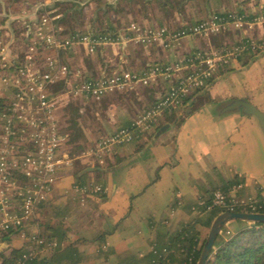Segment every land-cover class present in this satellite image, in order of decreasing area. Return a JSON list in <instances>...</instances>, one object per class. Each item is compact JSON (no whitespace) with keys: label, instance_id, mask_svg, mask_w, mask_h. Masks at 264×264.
I'll use <instances>...</instances> for the list:
<instances>
[{"label":"crops","instance_id":"obj_1","mask_svg":"<svg viewBox=\"0 0 264 264\" xmlns=\"http://www.w3.org/2000/svg\"><path fill=\"white\" fill-rule=\"evenodd\" d=\"M55 1L51 0L50 5L60 13L68 6L69 13L74 12L70 0H62L64 3L58 6ZM78 1H81L77 6L80 15H74L70 25L85 31L93 25H111L124 34L132 22L176 30L209 19L215 13L227 12L242 13L253 23L243 29L229 24L209 37L185 36L168 49L159 43L136 47L114 45L115 51L119 50L118 59H103L98 65L95 62L102 71L110 64L121 66L118 71L142 70L151 63H171L197 51L218 50L244 37L264 39V20H259L264 16V0ZM26 4L31 7L35 1H25L23 7ZM11 6L9 0H0V9L6 17L11 14L6 10ZM2 20L8 19L2 16ZM60 26L61 34L67 37L70 28ZM1 31L10 37L11 29ZM175 80L176 77H161L150 86H134L133 96L128 100L117 92L91 98L102 103L103 119L100 115L98 119L107 134L131 123L162 97ZM142 89L146 90L141 92ZM112 94L121 101L117 103ZM206 95L208 98L204 100ZM195 100H201V105L180 127L166 122L164 125H170L169 128L156 139L158 131L149 139L150 131L142 140L118 147L104 165L86 155L89 148L70 143L65 129L68 141L64 150L71 148L70 153L75 157L73 165L58 173L50 200L38 210L29 227L12 234L7 241L0 240V262L11 257L13 248L27 247L28 235H50L56 225H62L68 229L67 241L58 251L38 248L40 258H47L52 264H140L154 241L164 239L167 233L199 217L193 207L199 200L210 198L226 181L241 180L242 195L264 196V128L259 118L246 113L243 106L227 109L230 104L244 100L264 113V51L233 61L218 72L214 82ZM65 126L62 122V127ZM74 147L81 152L75 154ZM92 181L107 188L105 197L84 196L72 188L77 182ZM201 216L203 222H198L197 227L201 237H205L216 217L212 213ZM102 233L107 234L100 240ZM102 241L104 251L98 252Z\"/></svg>","mask_w":264,"mask_h":264},{"label":"built area","instance_id":"obj_2","mask_svg":"<svg viewBox=\"0 0 264 264\" xmlns=\"http://www.w3.org/2000/svg\"><path fill=\"white\" fill-rule=\"evenodd\" d=\"M50 1H41L39 10L42 13L37 10L34 17L23 15L19 21L28 28L29 34L24 59L3 57L1 61L5 73L0 76V85L3 86L0 98L4 99L3 107H0V232L23 230L35 219L39 205L52 196L58 173L72 164V158L64 150L68 134L63 130L58 114L62 95L69 99L100 98L109 92L132 90L138 85L149 86L161 77H176L166 94L135 118L130 126L101 137L86 152L88 157L103 165L118 147L142 140L167 109L181 105L187 96L205 87L210 79L238 60L244 52L264 51V39L244 37L230 46L210 52L198 51L171 63H151L141 71L121 70L88 79L81 70L72 71L61 53H76L77 48L93 53L110 45L129 43H159L168 49L185 36L209 37L220 33L229 24L243 29L250 28L253 23L244 14L229 12L226 15L214 14L209 19L176 30L164 25L132 22L127 30L131 35L120 33L115 38L85 33L69 38L61 34L59 20L62 14L50 5ZM259 20H264V16ZM2 29L0 21V31ZM1 44L0 41V47ZM1 48L4 51L5 46ZM71 73H74L73 79L69 78ZM63 80L70 82L67 90L53 92V86ZM72 188L84 196L107 192L106 187L95 181L87 185L75 183ZM242 189L243 184L240 183L227 190H216L210 202L199 200L193 210L201 214L200 207L210 210L219 206L228 212L260 213L264 208L261 200L264 196H242L239 194ZM28 238L37 246H56V242H47L37 233L28 235ZM35 249L6 264H26L37 253ZM152 250L157 253L154 246ZM153 264H158L157 260Z\"/></svg>","mask_w":264,"mask_h":264},{"label":"trees","instance_id":"obj_3","mask_svg":"<svg viewBox=\"0 0 264 264\" xmlns=\"http://www.w3.org/2000/svg\"><path fill=\"white\" fill-rule=\"evenodd\" d=\"M72 2V9H74V12L69 13V8L64 7V11L61 13L62 17L59 20V24L62 25L64 24L65 27L70 28V33L67 37L69 38H77L78 36H81L85 33H94V35H109L111 37H118L119 34L122 32L118 31L115 27L108 25L105 27L98 26L93 27L89 30H83V29H75L70 25V21L72 17L75 15H80V11L77 8L78 5H80L81 1L78 0H70ZM38 2V0H37ZM39 2H41L39 0ZM64 3L62 0H56L55 4L58 6V4ZM70 3V2H69ZM227 13H215V14H223L226 15ZM242 14V13H238ZM214 15V14H213ZM81 17V16H80ZM202 21V20H201ZM198 21V22H201ZM14 22V21H13ZM195 22V23H198ZM16 23V22H15ZM195 23H190V24H195ZM187 25V24H186ZM185 26V25H184ZM182 26L181 28H183ZM72 27V28H71ZM179 28V29H181ZM16 30V29H15ZM28 28L24 25L23 23V30L16 32L15 33L18 35L19 33L21 35L25 34L23 36V42L28 43V38L29 34H27ZM124 35H131L130 31L124 30ZM63 35V33H62ZM18 39L19 37L16 36ZM198 52V51H197ZM191 53L187 56H192L195 53ZM204 52V51H203ZM68 52H62L61 56L64 58V54ZM71 54V52H69ZM254 53L252 51H247L244 52L241 56L243 57L246 54H251ZM21 57V56H20ZM23 59H24V54H23ZM65 60V59H63ZM66 61V60H65ZM148 65H146L143 69H146ZM142 69V70H143ZM126 70V69H125ZM224 70V69H223ZM141 71V70H137ZM222 71V70H221ZM105 74H113V73H106ZM102 73V74H104ZM102 74L99 75H88L85 73L86 78L91 79V78H96ZM216 77H213L210 79L205 87L199 89L198 91L194 92L190 96H187L181 105L177 106L176 108H173L172 110L167 109L164 113L162 118H164V122L162 123H156L154 126V130L150 133V138L151 139L154 134L166 123H173L177 127H180L181 124L185 121L186 117L194 113L197 109L198 106L196 105V96L199 95V93L205 89L208 85H210L212 82H214ZM65 80L59 82L55 86H53L52 91L55 93H58L61 88L66 84ZM172 85V84H171ZM171 87V86H170ZM166 94V93H165ZM164 94V95H165ZM103 97V96H102ZM156 102V101H155ZM4 99L0 98V107H3ZM153 105V104H151ZM150 105V106H151ZM149 106V107H150ZM148 107V108H149ZM179 107H183L184 111L183 113L178 116L175 112L176 109ZM66 111L67 119H66V126L63 128V130L66 129V131L69 132V142L74 143L79 140L85 139V133L83 130V127L81 125V113H80V108L73 104V102L67 103L64 108ZM132 123V121H131ZM131 123H129L126 126H130ZM125 127V126H122ZM148 139V140H149ZM99 140V139H98ZM97 140V141H98ZM96 141V142H97ZM91 147H93L95 144ZM149 141L143 143L142 148L148 143ZM96 182V181H95ZM91 182L88 183H83V182H77V184L81 185H87ZM99 183V182H96ZM241 180H238L237 178L231 179L226 181L223 185H221L218 189L222 190H227L229 189L232 185L234 184H240ZM242 184V183H241ZM104 186V185H103ZM212 193V196L214 192ZM242 191V190H241ZM240 191V192H241ZM239 192L240 195H242ZM93 195H98L99 197H105L106 193H101V194H93ZM212 196L210 198L205 199L207 202L211 201ZM245 196V195H242ZM261 196L262 195H258ZM264 203V198L261 199ZM48 203V201L43 202L39 205L38 210L45 206ZM201 209V214L199 217H196L193 219V221H190L188 223L182 224L178 229L175 231L167 233V235L164 237V239H159L154 241V248L157 250V253H155L152 249L151 251L144 257V261L141 262L140 264H153L154 260H157L158 264H197L199 261V258L202 253L203 246L206 241V236L201 237V232L199 228L197 227L198 222H203V217L201 215H204L206 213H212L214 217H217L220 213L224 212L225 209L216 206L210 210L206 209V207H200ZM262 213H264V208L260 210ZM33 219L32 221H34ZM237 221L241 222V225L239 228L236 230H233L229 227V223L225 225L222 229V232L219 234L216 242H215V247L211 252L210 257L208 258L207 264H264V222H248L244 221L241 219H235ZM31 221V222H32ZM30 222V223H31ZM26 224L23 229H26L29 227V224ZM21 229H12L9 231H4V233L0 234V240H9V237L12 234H19ZM228 230L231 231L228 233ZM39 237H43L46 239L47 242L53 241L56 242V246L53 247H43V246H37L35 243L32 241H29V245L27 247H19V248H13L11 252V257L10 258H4L2 260V263H10L13 262L15 259L20 257L23 253L31 252L30 250L32 248H36V252L38 248H48V249H53V250H59L60 246L67 241L68 239V229L65 228L64 226L56 225L54 228V233L50 235H45V234H40L37 233ZM107 233H102L99 236V239H103ZM101 247H99L98 252L104 251L103 244L104 241H102ZM26 264H52L50 260L47 258H40L37 253L31 257L30 259L27 260Z\"/></svg>","mask_w":264,"mask_h":264},{"label":"rangeland","instance_id":"obj_4","mask_svg":"<svg viewBox=\"0 0 264 264\" xmlns=\"http://www.w3.org/2000/svg\"><path fill=\"white\" fill-rule=\"evenodd\" d=\"M9 1L12 3L13 6H11L10 9H6V10H9L11 13V14H9L8 17H6L7 15L3 14V11H1V9H0V17H1L0 21H2L1 27L3 29H11L10 37L7 36V32L5 35V34H2V31H0V41L2 43L1 47L5 46L4 51L2 50L3 48L0 47V54H1L0 55V76L5 73V71L1 68V61H2L3 57H5V58H17V57L23 58V54L25 55L27 53L26 52L27 51V43L23 42V36L25 34L21 35L19 33L17 35L15 33V31L19 32V31L23 30V24H21L19 21L22 19L23 15H26V16L31 15V17H34L36 15V11L41 8L39 0H38V2H37V0H9ZM25 1H28V2L29 1H35V4L31 7H29L26 4L23 7V2H25ZM38 12H41V10H39ZM2 16H4L6 19H8L7 21L4 20L6 23L2 20ZM81 19H83V18H81ZM11 23L13 26L11 25ZM16 36H18L19 39ZM129 44H131L132 46L134 45L135 47L137 45H141V44H136V43H129ZM98 51H102V53H100V52L98 53ZM116 51H115L114 45H112V46L110 45V46L98 49L93 53H87L84 49L77 48L76 53H71V54L66 53V54H64V58L62 56V59L66 60V61L65 60L64 61L68 63V65L72 69V71H80L81 70L84 74L87 73L88 75H94V74L98 75V74H102L101 73L102 70H100L99 66H97V65L103 59H115V58L118 59L117 55H119V50H116ZM48 53L54 54L52 52H48ZM95 62L97 64L96 66H95ZM115 62L117 63V61H115ZM119 69H121V66L119 67L117 64H113V65L110 64L109 67L105 68L104 71H102V72L113 73V71L118 72ZM69 78L73 79L74 73L73 74L71 73ZM75 79H76V76H75ZM69 83L70 82H67L63 86V88H61L59 90V93L65 92L68 88ZM2 87L3 86L0 85V89H2ZM145 90L142 89L141 92H143ZM115 92L122 94L123 99H125V100H128L133 96L132 90L115 91ZM110 93H114V92H109L107 94H110ZM112 95L113 96H111V98L116 100L117 103H119L121 101L120 100L121 98H119L117 95H114V94H112ZM61 98H62V101H61L62 104L59 108L58 114H59L61 122H63L64 125L67 124V122H66L67 115H66V111L63 109L64 106L69 102H73V104H75L76 106H78L80 108V113H81L80 121H81V125L83 127L86 138L79 140L76 143H81L83 145L84 149L87 148V150H88V148H89V150H90L92 148L91 146L93 145L94 141L97 138H99L100 136H105L108 133L103 128L100 119H98L99 115L103 119L104 112H103V108H102L103 107L102 103L99 104V103H96L95 101H93V99H98V98H94V97H93V99L86 98V97L85 98L81 97L78 99H76V98L75 99H69L65 95H62ZM207 98H208L207 95L204 96V100H207ZM201 102H202L201 100H198L196 102V105L200 106ZM183 111H184L183 107H179L176 110L177 113H183ZM162 122H164V120H162V118H161L159 120V122H157V123L160 124ZM154 128L151 131H153ZM164 135H166V134H164ZM164 135H163V138H166L167 136H164ZM173 139L174 138H172L171 140H173ZM73 150H75L74 151L75 154L77 152L78 153L81 152L80 150H77L76 147H74ZM66 151L65 152L68 154V156L70 158H72V164L69 166H65L64 168L71 167L73 165L74 160H75L74 155L70 153L71 148L70 149L66 148ZM109 158H111V156H109L107 158V160ZM91 159H93V158H91ZM93 160H95V159H93ZM52 194H53V192H52ZM85 196H87V195H85ZM228 225L231 229L236 230L241 225V222L237 221V220H232L229 222ZM207 236H208V234L206 235V238H207Z\"/></svg>","mask_w":264,"mask_h":264},{"label":"water","instance_id":"obj_5","mask_svg":"<svg viewBox=\"0 0 264 264\" xmlns=\"http://www.w3.org/2000/svg\"><path fill=\"white\" fill-rule=\"evenodd\" d=\"M240 106L244 107L246 113L256 115L259 118L262 127L264 128V113L252 103H249L248 101H244V100L236 101L230 104L227 107V109L231 110ZM169 126L170 125H164L163 127H161L158 130V132L155 134L154 139H156L163 131L169 128ZM235 219H241L248 222H264V213L228 212V211H224L220 213L215 218L210 228V231L208 233V236L206 238L205 244L202 249L201 256L197 264H207L208 258L210 257L211 252L215 247V242L219 234L221 233L223 227L227 225L230 221Z\"/></svg>","mask_w":264,"mask_h":264}]
</instances>
